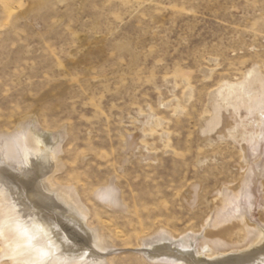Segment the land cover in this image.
Here are the masks:
<instances>
[{
  "label": "rangeland",
  "instance_id": "obj_1",
  "mask_svg": "<svg viewBox=\"0 0 264 264\" xmlns=\"http://www.w3.org/2000/svg\"><path fill=\"white\" fill-rule=\"evenodd\" d=\"M263 102L264 0H0V133L64 134L55 181L111 246L103 264H150L140 245L161 228L228 227L202 226L238 166L264 164ZM246 133L263 136L256 152ZM108 182L124 210L94 199Z\"/></svg>",
  "mask_w": 264,
  "mask_h": 264
},
{
  "label": "bare ground",
  "instance_id": "obj_2",
  "mask_svg": "<svg viewBox=\"0 0 264 264\" xmlns=\"http://www.w3.org/2000/svg\"><path fill=\"white\" fill-rule=\"evenodd\" d=\"M247 75L256 80L251 72ZM241 87L228 85L223 93L236 100ZM19 123L12 132L0 133V263L103 264L111 246L88 226V209L76 188L55 181L63 171L64 134L40 131L35 120ZM242 136L254 142L255 152L263 142L261 133ZM238 170L237 178L215 190L212 215L202 226L228 227L215 234L190 229L178 235L161 228L141 242L148 263L264 264V217L251 220L252 186L257 177L264 178V164L247 163ZM93 197L112 211L125 209L113 182L98 187Z\"/></svg>",
  "mask_w": 264,
  "mask_h": 264
},
{
  "label": "snow or ice",
  "instance_id": "obj_3",
  "mask_svg": "<svg viewBox=\"0 0 264 264\" xmlns=\"http://www.w3.org/2000/svg\"><path fill=\"white\" fill-rule=\"evenodd\" d=\"M262 232H264V230H262Z\"/></svg>",
  "mask_w": 264,
  "mask_h": 264
}]
</instances>
